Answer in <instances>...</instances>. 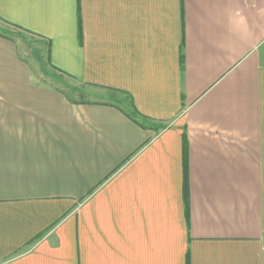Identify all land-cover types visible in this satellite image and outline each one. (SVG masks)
<instances>
[{"label": "crops", "instance_id": "0c3cea01", "mask_svg": "<svg viewBox=\"0 0 264 264\" xmlns=\"http://www.w3.org/2000/svg\"><path fill=\"white\" fill-rule=\"evenodd\" d=\"M0 23L101 98L0 30V264H264V0H0Z\"/></svg>", "mask_w": 264, "mask_h": 264}, {"label": "rangeland", "instance_id": "374dc122", "mask_svg": "<svg viewBox=\"0 0 264 264\" xmlns=\"http://www.w3.org/2000/svg\"><path fill=\"white\" fill-rule=\"evenodd\" d=\"M0 30L12 32V30L5 25L0 23ZM12 34L15 36L16 40L20 43L22 50L25 51L30 61L36 60L37 65V74L38 80L49 83V81H53L57 84V86H63L66 92H68L71 96L79 99H89V100H100V93L94 89H83L77 88L74 82L70 79L52 71L47 63H46V43L42 40L34 38L28 34H24L22 32L13 30ZM41 59V60H40ZM41 76V77H40ZM108 97V96H107ZM109 100V98H107Z\"/></svg>", "mask_w": 264, "mask_h": 264}, {"label": "trees", "instance_id": "16d2710c", "mask_svg": "<svg viewBox=\"0 0 264 264\" xmlns=\"http://www.w3.org/2000/svg\"><path fill=\"white\" fill-rule=\"evenodd\" d=\"M41 60V59H40ZM135 116V114H133Z\"/></svg>", "mask_w": 264, "mask_h": 264}]
</instances>
